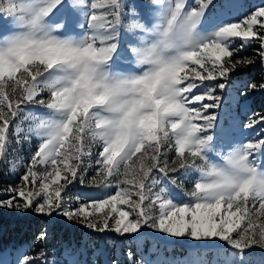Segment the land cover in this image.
Wrapping results in <instances>:
<instances>
[{"label":"snow or ice","instance_id":"1","mask_svg":"<svg viewBox=\"0 0 264 264\" xmlns=\"http://www.w3.org/2000/svg\"><path fill=\"white\" fill-rule=\"evenodd\" d=\"M146 7L150 25L169 11L162 0ZM239 7L232 0H176L187 50L166 66L154 91V80L140 85L151 91L149 108L141 110L149 114L124 119L132 104L119 105L124 93L104 69L123 75L146 66L134 61L136 70H114L130 63L120 48L122 0H0V162L13 173L26 169L16 187L4 189L9 198L0 199V209L56 214L101 234H135L140 259L133 260L129 249L132 264H247L253 248L264 250V165L256 159L264 156V138L235 144L218 119V90L238 68L255 63L246 56L233 61L234 54L255 41L264 61V6L236 21ZM131 22L144 29L138 19ZM127 34L135 43L144 39ZM237 39L241 44L234 48ZM249 88L264 91V82ZM256 115L245 128L264 121ZM32 139L38 143L28 163L8 159L14 141ZM234 145L242 152H231ZM94 156L95 174L86 181ZM208 161L213 163L204 172L198 166ZM177 173L194 185L185 190L190 203L177 204L165 187L154 191L158 175L176 185L178 177L170 174ZM204 176L219 183L198 182ZM74 182L105 198L76 196ZM145 227L185 242L169 248L171 241L152 237L145 252ZM47 237L42 230L37 240ZM73 248L65 247L68 264H81L75 256L83 246ZM177 249L181 255H165ZM45 256L43 249L37 255L18 249L16 264H44Z\"/></svg>","mask_w":264,"mask_h":264},{"label":"rangeland","instance_id":"2","mask_svg":"<svg viewBox=\"0 0 264 264\" xmlns=\"http://www.w3.org/2000/svg\"><path fill=\"white\" fill-rule=\"evenodd\" d=\"M149 2L150 0H122L124 8L121 17L120 48L124 49L126 60L130 61V63L114 65V70L117 68L121 70H136L134 57L128 48V43H135V41L127 34L125 25L133 19H138L139 22H144L150 26L148 20L145 19L146 6ZM232 2L240 5L235 17L232 18L236 21L250 15L256 8L264 6V0H232ZM134 8L137 13L136 16L132 15ZM136 34L140 35L142 33ZM240 44L241 41L237 39L233 47L239 48ZM259 49L260 45L253 41L237 54H234L231 58L233 61L239 57L246 56L255 58V63L238 68L236 72L230 74L228 86L222 91L218 90V93L223 97L218 119L227 130L225 136L232 139L235 144L264 138V121H261L251 129L244 127L249 120L259 119V116L256 115L257 113L264 116V91L251 90L249 88L251 83L259 85L264 82V61H261L257 56V50ZM258 64L263 65V70L261 74L256 76L255 72L250 70L257 67ZM219 82L224 81L221 80ZM242 93H247V95H242ZM217 133L219 134V129H217ZM37 143L36 139H32L31 144L27 142L16 143L14 141L9 150L8 159L24 158L20 161L21 164L28 163L31 154L36 150ZM98 151V148H94V153ZM174 155L172 158H174ZM170 156L171 153L169 160ZM256 159L257 163L264 165V156H257ZM92 165L93 167L88 170L86 181L95 174L97 167L95 165V156L92 159ZM25 170L21 166L13 173L9 170L8 163L0 162V199L9 198L4 193V189L9 186L16 187L20 183L21 176ZM170 175L178 177L177 184L172 185L167 179L158 175L157 179L160 180V183L154 191H159L161 187H165L177 204L190 203L191 198L186 195L185 190L191 191L194 186L191 180L180 173ZM70 188L73 194L81 196L84 200H87L88 197L105 198L102 195H98L96 189L86 187L78 182H74V185L70 186ZM110 194H114V192ZM38 218H41V220L39 221ZM42 230L47 231L48 237L46 241L39 242L37 237ZM141 231L148 234L143 245L145 252L154 243L152 237L160 241H171L172 243L168 245L169 248L173 247V244L179 245L185 242L183 238L169 237L147 227ZM82 241H87V243L82 245ZM73 245L75 246L73 248L74 253L76 249H80L83 246L84 250L75 256L81 264H111L114 259L118 260L119 264H132V261L127 256L129 249L134 254L133 260L140 259L135 243V234H126L122 237L115 233L101 234L87 229L83 225L69 222L66 218L56 214H53L52 217H47L35 214L30 210L27 213H20L14 210L0 209V264H16L18 249L22 254L28 255H37L43 249L46 253L44 264H68L65 247L71 248ZM165 255H181V253L178 249L172 252L165 250ZM246 261L247 264H264V250L253 248L250 256L246 254Z\"/></svg>","mask_w":264,"mask_h":264},{"label":"clouds","instance_id":"3","mask_svg":"<svg viewBox=\"0 0 264 264\" xmlns=\"http://www.w3.org/2000/svg\"><path fill=\"white\" fill-rule=\"evenodd\" d=\"M150 2L155 4V0H150ZM162 3L169 9L165 19L157 20L150 26L144 22H140L144 24V29L132 27V22L125 25V29L129 32L144 34L142 41L129 45V50L135 62L138 65L146 66L144 71L141 73L116 75L111 74L110 70L104 69L106 73H109L110 83L119 86L120 90L124 93L118 98L119 105L129 102L132 104V110L124 115V119H128L134 113H141L142 109L149 108L151 91L155 90L156 84L162 79L166 66L172 63L173 58L177 57L179 53L187 50L186 43L189 38L185 32L183 15L175 14L176 0H162ZM157 25L160 27H157ZM197 42L198 37L193 35L191 43L195 44ZM149 80H154L155 83L151 85V91H145L140 85ZM138 93H143V95H138ZM147 114H149L147 111L141 113V115ZM231 152L239 154L242 152V148L237 145L231 149ZM212 163V161H208L207 163L201 162L198 167L207 172ZM227 174L231 175V172L228 171ZM198 182L216 184L219 183V178L216 176H204Z\"/></svg>","mask_w":264,"mask_h":264},{"label":"trees","instance_id":"4","mask_svg":"<svg viewBox=\"0 0 264 264\" xmlns=\"http://www.w3.org/2000/svg\"><path fill=\"white\" fill-rule=\"evenodd\" d=\"M262 66H263L262 64H258L257 67H254V68L251 69L250 71L253 70V71L255 72L256 76H258L259 74H261V72H262V70H263ZM173 153H174V152L171 153L170 160L173 159V158H172L173 155H174ZM0 189H1V187H0ZM38 220L40 221L41 218H38Z\"/></svg>","mask_w":264,"mask_h":264}]
</instances>
